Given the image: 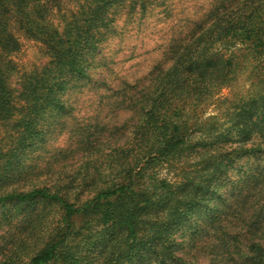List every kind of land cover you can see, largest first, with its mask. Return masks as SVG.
<instances>
[{
	"label": "rangeland",
	"instance_id": "rangeland-1",
	"mask_svg": "<svg viewBox=\"0 0 264 264\" xmlns=\"http://www.w3.org/2000/svg\"><path fill=\"white\" fill-rule=\"evenodd\" d=\"M227 1L114 0L109 4L89 31V44L77 50L76 61L85 67L86 75L63 73L67 84L56 94L59 104L36 114L33 124L40 131L38 137L19 149L5 168L0 165V195L46 188L79 207L105 185L123 182L128 173L137 176L135 189L150 191L166 181L178 190L176 197L195 194L184 186L177 188L179 180L206 187L213 178L214 188L199 189L201 200L203 195L210 199L193 201L191 206L188 201L183 212H175L172 219L178 223L169 227V235L160 243L166 241L170 257L182 264H206L213 252L220 255L221 251L211 249L214 243L218 245L213 237H200V229L196 230L220 209V198L237 188L240 173H256L264 165L256 136L243 143L239 131L254 118L255 105L246 92L253 79L250 71L261 67L262 56L234 61L229 71L212 70L229 44L233 45L225 31ZM83 2L41 0L45 21L63 29ZM11 31L17 48L9 55L16 66L9 79L18 88L22 76L38 74L52 54L44 40L18 25ZM196 47L201 52H195ZM195 55L203 60L204 85L191 103L181 105L180 90L177 86L168 89L162 79L173 64L181 65ZM164 98L172 104L174 119L186 121L193 146L169 161L152 160L145 167V113L154 108V116L162 123L165 106L160 101ZM8 132V127L0 126L4 149L10 143ZM215 155L231 168L208 176L205 159ZM170 207L163 206L154 216L166 215ZM100 227L93 212L74 214L65 222L63 207L49 199L0 202V264H26L46 244L56 241L59 253L68 251L74 264H178L175 260L159 263L149 252L129 256L122 251V231L102 234ZM61 257L49 264H64Z\"/></svg>",
	"mask_w": 264,
	"mask_h": 264
},
{
	"label": "trees",
	"instance_id": "trees-1",
	"mask_svg": "<svg viewBox=\"0 0 264 264\" xmlns=\"http://www.w3.org/2000/svg\"><path fill=\"white\" fill-rule=\"evenodd\" d=\"M113 1L84 0L79 13L72 15L63 29H58L45 21V9L41 0H0V126L4 129L8 127L6 138L10 140L6 149L0 146V165L3 168L6 167L5 164L12 162L19 149L32 145L31 140L38 137L40 131L33 124L36 114L48 105L59 104L56 94L64 91L67 84L63 73L71 71L77 76L86 75L85 67L76 61L77 50L89 44V31ZM227 5L225 31L228 42L233 45L229 44L230 48L225 50L221 61L212 70L217 73L229 71L234 67V61L249 62L254 54L262 56L261 67L256 66L250 71L253 79L249 81L246 92L247 98L255 105L254 118L245 122L239 131L242 132L243 143L256 136L260 145L258 151L264 159V79L260 77L264 68V0H228ZM15 24L31 36L44 40L52 54V59L41 67L38 74L31 72L22 76L18 88L9 79L16 70L9 57L17 48V40L11 31ZM195 49V52H201L199 47ZM208 51L210 50H206ZM194 57L196 58L184 61L181 65L173 64L169 68L170 72L162 79L168 89L177 86L180 90L181 105L191 103L201 91L199 88L204 85L203 60L200 59L201 56ZM255 72H258L257 75ZM223 82L224 80L219 84ZM160 102L165 106L163 118L160 119L162 123L154 116V108L150 107L142 124V128L148 133L145 141V167H149L152 160L169 161L193 146L186 121L182 123L179 117L174 119L176 113L169 98ZM252 110L253 107H250L249 112ZM218 157L215 155L205 159L208 176L215 171L222 172L231 168L228 161ZM136 182L137 176L128 173L123 182L105 185L90 202H84L79 207L68 203L58 192L50 193L46 188L0 195V202L9 199L29 202L34 197L56 201L64 209L65 222H69L74 214L93 212L101 225L102 234L116 229L122 231V251L129 256H144L145 252H149L155 255L159 263L175 260L182 264L179 258L176 260V257H170L167 242L160 241L169 235V227L178 223L172 219L174 213L183 212L188 201L191 206L193 201L210 199L207 195L206 200L203 195L201 200L198 197L199 189L214 188V179L206 187L188 179L179 180L177 188L184 186L187 191L194 190L195 194L189 193L185 197H176V187L170 186L166 181H161L159 187L154 185L150 191L135 189ZM236 185L237 188L229 190L220 198V209L204 220L199 228L196 227V231L200 229L202 233L200 237L209 235L218 243H214L211 249L221 251L220 255L215 256L213 252L206 264H264V165L256 173H240ZM163 206H171L168 213H160L155 217V211L160 208L162 210ZM209 231L212 233L208 234ZM242 243L244 250L241 249ZM58 245L57 241L46 244L26 264H49L54 258L61 256L64 264H74L73 256L68 251L59 253Z\"/></svg>",
	"mask_w": 264,
	"mask_h": 264
}]
</instances>
